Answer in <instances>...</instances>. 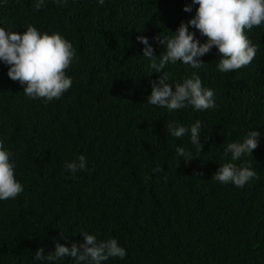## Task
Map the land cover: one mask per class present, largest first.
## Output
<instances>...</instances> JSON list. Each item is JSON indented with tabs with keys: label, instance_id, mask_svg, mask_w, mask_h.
Returning <instances> with one entry per match:
<instances>
[{
	"label": "trees",
	"instance_id": "trees-1",
	"mask_svg": "<svg viewBox=\"0 0 264 264\" xmlns=\"http://www.w3.org/2000/svg\"><path fill=\"white\" fill-rule=\"evenodd\" d=\"M35 2L0 0V27L58 32L78 59L67 70L71 88L50 102L26 96L0 61V141L24 187L0 200V264H76L34 256L39 247L48 253L56 243L83 242L85 231L126 250L104 264H264V26L246 30L260 49L247 67L220 72L215 46L198 69L166 65L173 90L195 73L217 105L168 112L147 103L161 73L136 37L146 36L159 56L164 46L153 37L187 23L196 13L192 0H45L39 10ZM169 121H200L202 152L188 135L172 136ZM253 129L260 136L252 157L231 161L227 145ZM178 146L197 158L185 162ZM80 155L86 170L68 172L65 163ZM225 162L250 164L259 178L242 188L221 184L212 175Z\"/></svg>",
	"mask_w": 264,
	"mask_h": 264
},
{
	"label": "clouds",
	"instance_id": "clouds-1",
	"mask_svg": "<svg viewBox=\"0 0 264 264\" xmlns=\"http://www.w3.org/2000/svg\"><path fill=\"white\" fill-rule=\"evenodd\" d=\"M56 2L63 3L64 0ZM104 2L98 0L101 6ZM3 3L7 4V0H3ZM192 3L197 5L196 13L187 23L181 21L176 31H171V36L160 33L153 37L164 46L159 56L154 54L146 36L136 37L144 45L142 54L149 59V67L153 72L161 73L157 80L150 81L151 93L147 103L166 108L168 112L189 105L198 111H206L217 105L214 90L204 87L195 73L182 83H176L173 90L168 73L163 71L166 65H175L179 61L198 69L203 64L199 57L209 53L215 46L219 58L217 68L222 73H228L247 67L260 50L245 33L253 27L264 26V0H192ZM44 6L45 0H36L34 4L38 10ZM183 11L191 12V5L186 4ZM189 25L207 39L204 42L198 40L195 33L189 31ZM24 29L20 33L0 27V61L8 65V77L23 85L24 94L30 98H43L49 102L61 98L72 86L67 70L73 60L78 59L76 49L58 32H41L31 24ZM201 127L200 121L190 127L175 121L167 124V130L172 136L179 139L188 135L197 152H202L203 148ZM259 136V131L249 130L241 141L229 143L225 152L231 153V161H238L243 156L252 157L258 147ZM176 152L185 162L197 158L184 147L178 146ZM11 157V151L5 149L0 141V200L15 199L24 191L23 185L15 178L16 165ZM65 169L73 174L86 170V157L80 155L76 160L66 162ZM154 171H163V168L158 166ZM212 178L221 184L231 183L242 188L259 177L250 164L238 166L234 162H225L219 165ZM80 234L83 242L73 241L70 247L56 243L54 251L48 253H45L44 247H39L34 259L54 262L67 256L74 259L76 264H104L109 258H125L126 250L115 238L101 240L86 231ZM61 238L67 239V236L61 232Z\"/></svg>",
	"mask_w": 264,
	"mask_h": 264
}]
</instances>
